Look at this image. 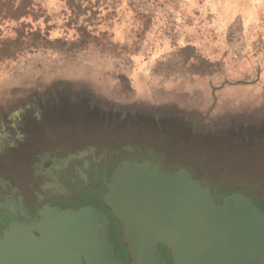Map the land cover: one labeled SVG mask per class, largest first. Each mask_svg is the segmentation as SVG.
<instances>
[{
  "label": "rangeland",
  "instance_id": "obj_1",
  "mask_svg": "<svg viewBox=\"0 0 264 264\" xmlns=\"http://www.w3.org/2000/svg\"><path fill=\"white\" fill-rule=\"evenodd\" d=\"M36 113L259 203L264 2L0 0V129Z\"/></svg>",
  "mask_w": 264,
  "mask_h": 264
},
{
  "label": "water",
  "instance_id": "obj_2",
  "mask_svg": "<svg viewBox=\"0 0 264 264\" xmlns=\"http://www.w3.org/2000/svg\"><path fill=\"white\" fill-rule=\"evenodd\" d=\"M99 193L123 223L131 264H167L158 245L170 252L173 264H264V211L242 190L219 201L189 169L164 172L159 162L144 158L121 161L103 179ZM58 216L68 221L62 228L70 257L52 264H82L71 259L77 250L85 264H123L102 210L85 206ZM26 239L21 236L20 263L42 264L33 260Z\"/></svg>",
  "mask_w": 264,
  "mask_h": 264
},
{
  "label": "flooded vegetation",
  "instance_id": "obj_3",
  "mask_svg": "<svg viewBox=\"0 0 264 264\" xmlns=\"http://www.w3.org/2000/svg\"><path fill=\"white\" fill-rule=\"evenodd\" d=\"M30 118L17 131L7 125L0 129V264H21V236L27 238L33 260L52 264L69 258L68 235L62 228L68 221L58 215L85 206L106 214L114 252L123 264H131L123 223L104 203L99 187L124 160L149 158L159 162L164 172L178 169L171 166L166 170L161 153L156 159L147 155L149 145L125 143L112 150L106 138L94 131H79L70 138L74 132L61 129L57 122L46 125L50 117L36 113ZM181 168L190 170L187 165ZM251 198L264 211V195L256 197L259 203ZM157 247L166 263L173 264L170 252L162 245ZM42 253L44 257L37 258ZM71 259L85 264L79 250Z\"/></svg>",
  "mask_w": 264,
  "mask_h": 264
},
{
  "label": "trees",
  "instance_id": "obj_4",
  "mask_svg": "<svg viewBox=\"0 0 264 264\" xmlns=\"http://www.w3.org/2000/svg\"><path fill=\"white\" fill-rule=\"evenodd\" d=\"M218 198V197H217ZM218 200H219V198H218ZM219 201H221V200H219Z\"/></svg>",
  "mask_w": 264,
  "mask_h": 264
},
{
  "label": "snow or ice",
  "instance_id": "obj_5",
  "mask_svg": "<svg viewBox=\"0 0 264 264\" xmlns=\"http://www.w3.org/2000/svg\"><path fill=\"white\" fill-rule=\"evenodd\" d=\"M262 2H264V0H262Z\"/></svg>",
  "mask_w": 264,
  "mask_h": 264
},
{
  "label": "crops",
  "instance_id": "obj_6",
  "mask_svg": "<svg viewBox=\"0 0 264 264\" xmlns=\"http://www.w3.org/2000/svg\"><path fill=\"white\" fill-rule=\"evenodd\" d=\"M231 8V7H230Z\"/></svg>",
  "mask_w": 264,
  "mask_h": 264
}]
</instances>
